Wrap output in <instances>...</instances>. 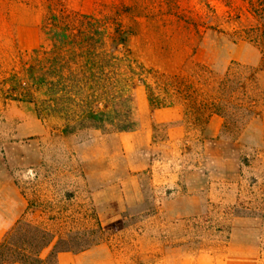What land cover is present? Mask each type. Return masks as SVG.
Segmentation results:
<instances>
[{
    "label": "rangeland",
    "instance_id": "1",
    "mask_svg": "<svg viewBox=\"0 0 264 264\" xmlns=\"http://www.w3.org/2000/svg\"><path fill=\"white\" fill-rule=\"evenodd\" d=\"M52 17L71 40L96 21L119 57L97 97L80 101L69 62L46 87ZM262 61L264 0H0V160L28 205L0 264H264V98L237 136L171 105V76L203 67L255 69L264 91ZM139 73L166 107H151ZM128 106L134 131L121 132L107 118ZM143 129L148 142L131 139Z\"/></svg>",
    "mask_w": 264,
    "mask_h": 264
},
{
    "label": "trees",
    "instance_id": "2",
    "mask_svg": "<svg viewBox=\"0 0 264 264\" xmlns=\"http://www.w3.org/2000/svg\"><path fill=\"white\" fill-rule=\"evenodd\" d=\"M51 20L48 32H50V38L59 52L53 59L49 74L51 77L45 83L47 84L46 87L50 93L54 92L56 79L59 76L55 75V72L58 71V65L69 62L77 69L79 80L75 82L74 88L80 97V101L84 102L87 99L97 97L100 83L104 80L108 68H113L120 61L118 56L104 49L103 30L96 21L83 18L78 22L77 27L79 29L75 33V37L77 35L80 37L77 36L78 39L71 40L70 27L58 22L56 17H52ZM112 42L116 48L123 45L125 43L123 33L116 30ZM64 53L67 54L64 55ZM125 58L129 72L133 71V61L131 62L128 56ZM235 66V69L229 67L222 78L216 77L208 67H203L200 75L195 77L196 79H192V77L188 79L178 75L171 76V105L182 106L185 110V117L191 125L206 126L210 118L215 115L224 120L223 132L238 134L251 119L257 116V100L264 98V91L258 86L257 70L236 64ZM141 70L145 72L143 68ZM262 70H264V66L260 71ZM136 76L139 83L146 89L151 107L153 109L166 107L167 104L160 100L154 86L146 82L144 73L136 74ZM59 78L62 76L60 75ZM114 85L113 89H116V85ZM165 91L166 95H169V89H165ZM113 114L114 116H108L107 121L111 123L116 120L119 121L117 124L121 132L134 131L131 128L134 121H130V106L124 113L114 112ZM86 116L102 121L104 115L88 113Z\"/></svg>",
    "mask_w": 264,
    "mask_h": 264
},
{
    "label": "crops",
    "instance_id": "3",
    "mask_svg": "<svg viewBox=\"0 0 264 264\" xmlns=\"http://www.w3.org/2000/svg\"><path fill=\"white\" fill-rule=\"evenodd\" d=\"M152 117L158 120V113H153ZM130 136L134 140L143 138L145 143L150 140L149 132L144 129L132 133ZM27 208V201L19 191L7 167L0 160V244L5 235L23 218ZM90 254L85 252L83 256L89 257ZM64 259L65 257L63 255H58L57 257L59 264H62Z\"/></svg>",
    "mask_w": 264,
    "mask_h": 264
}]
</instances>
